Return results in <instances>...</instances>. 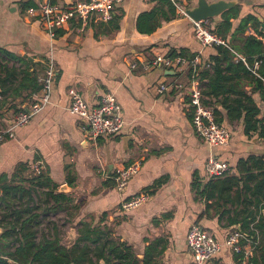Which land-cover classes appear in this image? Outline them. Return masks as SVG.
Segmentation results:
<instances>
[{
	"label": "crops",
	"instance_id": "obj_1",
	"mask_svg": "<svg viewBox=\"0 0 264 264\" xmlns=\"http://www.w3.org/2000/svg\"><path fill=\"white\" fill-rule=\"evenodd\" d=\"M56 1L66 6L79 0ZM207 1L236 2L233 9L238 18L231 19L234 29L247 16L257 21L238 37L253 35L264 43V0ZM197 3L124 0L112 20L92 22L84 28L73 24L56 31L52 40L38 18L28 13L36 7V0H0V47L35 65L40 75L50 58L55 61L50 103L0 144V179H31L36 175L34 165L40 164L56 185V193L65 197L58 203H37L42 209H55L41 215L38 239L45 233L49 240L57 235L68 249L88 246L94 261L93 251L98 246L94 241L100 239L128 249L133 258L130 264H194L187 246V234L193 225H199L220 243L230 230L245 233L242 224L248 214L242 203L248 202L242 198L246 193L243 185L253 184L247 180L250 174L245 169L252 158H264V139L256 133L246 134L244 118L229 121L222 110L225 118L221 125L232 138L227 146L211 149L193 129L187 92L169 89L159 93L162 84L177 81L187 85L190 67L147 71L141 67L158 55H200L208 60L216 54L214 48L200 45L193 20L186 15V10ZM221 17L205 21L206 26L215 30ZM233 44L242 48L239 38ZM133 62L139 64L138 68H131ZM71 87L90 107H96L104 93L114 94L125 122L120 133L89 140L88 123L68 109ZM246 90L260 107L258 118L264 123L260 94H251L249 85ZM224 97L232 100L237 96ZM30 102L22 104L18 99V110L5 107L0 130L10 129L16 114ZM217 118L222 117L219 114ZM210 153L229 164L228 177L241 180L238 188L223 195L217 193L213 199L202 196L196 188L212 181L205 172ZM137 162L141 163L139 172L120 192L115 177ZM140 193H147L149 200L139 209L123 211V202ZM87 235L89 238H85ZM245 251L239 254L222 247L210 264H254L253 259L264 264V252L252 247ZM105 255L110 264H125L109 251ZM100 264L105 263L101 260Z\"/></svg>",
	"mask_w": 264,
	"mask_h": 264
},
{
	"label": "trees",
	"instance_id": "obj_2",
	"mask_svg": "<svg viewBox=\"0 0 264 264\" xmlns=\"http://www.w3.org/2000/svg\"><path fill=\"white\" fill-rule=\"evenodd\" d=\"M232 18H238L236 9L223 13L220 25L212 32L226 44L210 47L216 50V54L208 60H202L198 67L197 78L202 82V94L205 97L203 103L213 107L217 123L222 124L225 118L222 110H225L229 121L244 118L246 134L256 133L264 139V123L258 118L261 109L246 90L247 85L252 86L251 94H260L264 102V43L253 35L238 37L246 33L249 25L257 23L255 18L247 16L241 19L235 29L231 23ZM236 38L241 41L242 48L233 44ZM176 57L189 61L195 55L186 57L173 53L169 56L172 59ZM39 76L35 65L27 64L25 59L0 47V116L5 107L18 110V99L22 100V104L28 103L41 91ZM230 94L237 97L232 100L224 97ZM219 114L222 117L220 119L217 118ZM245 170L250 174L247 180L253 184L245 182L243 185L246 193L242 198L248 204H242L248 215L245 218L247 222L242 225L245 233L257 244H253V248L264 252V158H252ZM228 175L212 180L204 187L196 185V188L208 199L215 198L217 193H230L239 187L241 180ZM7 180L6 176L0 179V264H100L101 260L110 264L106 251L125 264L133 262L128 249L116 247L107 241L100 242V239L94 241L98 244L93 251L96 261L89 257L92 250L88 246L79 249L77 245L68 249L61 245L57 235L54 240H49L45 233L38 239L41 215L46 211L54 212L55 209H42L37 203L46 204L50 200L58 203L65 200L64 195L56 193V185L44 174V170L31 179H21L19 182L15 179ZM248 205L254 208L250 210ZM85 238H89L88 235ZM252 262L257 264L254 259Z\"/></svg>",
	"mask_w": 264,
	"mask_h": 264
},
{
	"label": "built area",
	"instance_id": "obj_3",
	"mask_svg": "<svg viewBox=\"0 0 264 264\" xmlns=\"http://www.w3.org/2000/svg\"><path fill=\"white\" fill-rule=\"evenodd\" d=\"M124 0H79L66 6H60L56 0H36V7L30 8L28 13L38 18L43 28L48 32L49 37L54 40L58 30L71 27L76 24L84 28L92 22H108L112 20L117 6ZM194 35L202 47H213L215 45H225V41L212 32L205 22H194ZM250 33L252 31L248 30ZM200 55H196L192 60L183 57L169 58L158 55L150 64L144 63L141 67L144 70L151 68L180 69L188 65L192 74L187 85L177 81L167 85L162 84L159 93L164 94L169 89L184 90L188 95V103L191 108L192 125L197 136L211 148L227 146L232 138L231 132L215 120L213 107L203 103L205 97L202 94V82L197 78L198 67L201 65ZM139 64L133 62L132 69L138 68ZM206 67H209L207 65ZM56 78L55 61L50 58L43 74L39 76L42 89L35 94L31 102L24 109H21L15 116L14 125L10 129L0 130V144L7 138L14 136L13 130L17 127H24L30 123L32 118L43 110L50 103L51 93ZM70 97L69 111L84 119L88 123L87 137L96 141L101 137H112L120 133L125 122L122 108L116 97L112 93H104L96 107H90L83 98V95L71 87L68 91ZM141 163H134L120 170L115 177V185L120 192L124 191L131 178L140 170ZM44 167L35 164L33 171L40 174ZM205 172L208 179L215 180L227 176L230 166L226 161L221 160L215 154L210 153L206 164ZM149 200L147 193L139 195L123 202V211L136 210L142 207ZM254 241L248 234L240 230H230L223 243L218 242L213 236L207 233L199 225H193L187 234V246L194 258V264H210L219 254L222 247L239 254H245L246 247H254Z\"/></svg>",
	"mask_w": 264,
	"mask_h": 264
},
{
	"label": "water",
	"instance_id": "obj_4",
	"mask_svg": "<svg viewBox=\"0 0 264 264\" xmlns=\"http://www.w3.org/2000/svg\"><path fill=\"white\" fill-rule=\"evenodd\" d=\"M236 2L218 1L209 3L207 0H198L196 6L186 10V15L194 22L208 21L219 18L228 10L235 7Z\"/></svg>",
	"mask_w": 264,
	"mask_h": 264
}]
</instances>
